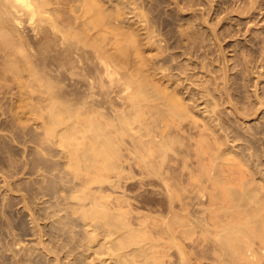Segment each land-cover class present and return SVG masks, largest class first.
Here are the masks:
<instances>
[{
    "label": "rangeland",
    "instance_id": "obj_1",
    "mask_svg": "<svg viewBox=\"0 0 264 264\" xmlns=\"http://www.w3.org/2000/svg\"><path fill=\"white\" fill-rule=\"evenodd\" d=\"M81 1L82 0H51L49 6L53 9L55 22L60 28H65V31L66 28L72 30L73 32H70L72 34L74 33L73 35L80 30L76 33L77 36L80 35L83 40L87 39V41L90 40L92 42L89 38L95 33L92 32L93 28H91V25L93 21L90 20L96 18V14L99 13L100 15L101 12L100 16L102 17L105 16L110 19L117 18L115 29L109 26V28L103 27L106 29L101 30L102 33H107H104L105 36H101L102 38H106H103V41H106V43L104 42L105 45L116 50L124 49L125 47V52L127 51V53H129L131 51L133 55L135 52V45L132 42V38H135L133 37L135 32L137 33L135 34L136 38L140 35V39H138L141 41L138 42H143V45L140 43L141 45L137 47L140 48L141 46L143 51L141 50V54L138 52V48L136 49L137 53L135 52L134 54H138L137 56H140L139 58H142V60L146 57L143 62L141 60V66L145 69L144 67L147 65L146 68L149 67L154 70V68L158 69L157 66L159 65L158 72H163L162 74L164 75L167 74V79L165 77L166 81L163 80V84L166 82L165 85L169 86V89L170 87L177 86L178 88H175L178 90L180 96L183 91L182 96L184 94L187 103L189 102L187 97H189L191 101L189 102L190 104H188L190 107L192 106L191 109L196 115L192 114L194 117L198 115L196 119L193 117L196 120L193 119L196 125L199 124L197 122L202 124L204 117L208 118L211 116L210 118L212 119L214 115L212 116L211 113L213 112L209 111L214 107L213 103L215 101V103L218 104V106L216 105L215 107H222L220 111L217 108L214 109L218 110L221 117H223L222 126L225 127L224 130L226 129L225 131L227 134L223 131V127L221 128L222 130H219L217 125L216 128L220 131L218 132L219 135L223 131L220 137L222 140L218 138V134L216 136L217 130H214V132L211 130L212 134L214 133V138L211 137V139H209L211 142L217 140L216 137L219 139L217 140L218 142L221 140V144L223 143L224 145H221L220 142L219 144L217 142V144L219 148L223 146L222 149L220 148L222 152H220L221 150L218 148L217 144H215V141L212 143L207 142V139L210 138L209 135L211 136V131L205 130L204 132L203 130L204 133L210 131V134H206L208 137L204 135L205 138L201 135L203 132L198 128L201 126L197 125L198 127H194V130H198L196 131L198 133L193 130H187L188 133H186L187 131L184 132V134H189L191 137L192 135L190 134L194 135L196 133L194 136L198 134L196 139L192 141L190 140L191 137L186 138L188 135H182L183 137L185 136L183 139L190 143L189 145H199L198 147H194L196 148L195 150L186 143V145L191 148L187 146L186 150H194L193 153L191 151L193 155L189 153L184 157L186 162L195 163L194 165L197 169L199 165L195 162L197 160V158H195V151L201 153L199 149L202 148L203 150L205 144L208 143L206 147H204V149H206L203 150V152L211 151L215 145L218 149L214 147V152L220 150L221 156L219 155V158L214 161L210 160V162L207 159L204 161L206 163V165H204L206 168L210 165H215L216 168H219H217V173L215 175V186L220 191L225 190L230 179H235L236 181L240 179V173L242 176L246 175V178H250L248 173L252 171V167H258L254 164L255 162L258 164L260 161H263L261 173L264 177V0H84L86 4L84 1H82L81 4ZM94 5H96V7H94ZM97 7L99 9H97ZM93 8L97 9L98 13L96 12L97 10ZM93 10L96 12L95 15ZM106 14L109 16H106ZM79 15L80 18L83 16V20L85 18L83 21L85 23L83 25L84 27L81 25L82 23L78 22L82 20L78 18ZM88 18L90 20H86ZM145 24L150 25L146 26ZM78 25L81 26L78 27ZM118 27H120L119 31L126 28L125 30L123 29L124 31L122 30L125 34L122 31H120L121 34L118 33ZM88 29L89 31H86ZM112 29L114 30L112 31ZM184 30L188 33H185ZM107 31H109L111 37ZM114 31L117 32H115V35L123 34L121 37L119 35H116V37L123 38L125 42L124 45L127 43V40L130 42L126 44L128 45L127 47L123 44L120 45V43H123L122 39V42L119 41L118 43V39H116L117 43L113 42L115 40L113 39L115 37V35H113ZM80 32L82 35L78 34ZM126 32L130 34L126 35ZM91 33L92 35H89ZM148 33H150V36L147 35ZM124 35L128 39H126ZM144 35L145 37H143ZM51 38H53V36L50 29L46 27L40 31L36 40L41 39L47 42ZM129 38L131 39L129 40ZM4 40L5 39L0 37V54L5 47V45H3ZM146 42H149L148 45ZM109 43L111 44L108 45ZM113 43L117 45L115 46ZM148 46H150V48ZM131 47H134V49ZM146 59L147 62H144ZM148 62L152 66L149 65ZM202 62L203 65H201ZM153 65H155V67ZM204 66L205 68H203ZM164 67L165 69L168 67V70H165ZM222 67L224 69H222ZM160 68L163 69V71ZM157 69H155L156 72H154L157 75L152 72L153 70H149L156 78L158 74L160 76V73H157ZM144 71L146 73V70ZM214 73L215 76H213ZM173 77L178 82H176ZM223 77L225 79H223ZM156 78L154 80L156 84L162 81V78L161 80L159 79V81L156 80ZM224 80L226 84L224 83L223 85ZM170 81L173 83H170ZM191 82L193 83L191 84ZM218 83L220 84L217 85ZM223 86L227 87L226 94L223 92L225 96L220 92ZM22 88H24V92L18 94V86L15 82L10 79H0V264L130 263L133 257L129 253L124 256L123 259L121 258L119 262H116L117 260L115 261L114 245L110 242L111 238H114L115 235H110L105 231L104 213L110 215L114 220L123 218L121 214L123 213L126 215V221L131 225L134 221L138 222L140 218L145 221V217L148 216L149 218L151 214L155 216V212L165 210L164 197L156 192H151L148 184L149 177L145 174L143 176V172H140L141 170H139L140 168L138 169L137 166L132 167L131 170L128 169L123 173V175L125 174L124 176L116 180L112 177H105L101 173V170H104V164H95L90 167L82 163L72 165L62 164L61 160H58L60 158L57 157L59 156V148L57 149L58 146L55 145H51L49 147L50 149L47 146L45 152L47 155L45 154L46 156H42L38 146H36V140L39 134L38 123L40 122L36 107L42 102L38 100L36 92L33 91L29 85ZM207 90L209 93L206 92ZM186 91H190V94ZM201 92H203V94ZM192 93L194 96H192ZM221 94L225 98L221 97ZM227 94L228 96H233V98L230 99L234 104L230 106V100L228 102ZM211 95L213 99L210 98ZM217 96L218 98H214ZM190 97H192V99ZM222 99L227 101L224 103ZM149 102L151 103V101ZM208 103L211 106H209ZM234 105L236 108L238 107V112H236L240 117H237L236 112V117L234 113L232 114L234 111L233 107H235ZM146 106H148V104ZM206 108L208 110L210 108V110L208 111ZM143 110L145 111V108ZM143 114L144 116L146 115L145 113ZM227 115H230V117L227 118ZM224 116H226V118ZM102 119L101 117V120ZM226 119L232 121L227 122ZM105 121L106 120H104V122ZM223 124H225V126ZM228 125H231L229 126L231 128L235 127V131L239 130L244 135H239V131H236L238 135L236 136L233 133V136H231L232 133H230V131L234 130H231ZM226 136H229V139H231V137L233 139L235 138V140H228V143V137L226 138ZM212 138L214 140H212ZM187 139H189V141ZM245 139H247L248 142ZM195 140L197 143H195ZM185 141H183L181 145L173 142L170 143V148L167 152L168 157L171 158L176 151L184 149L186 147ZM209 144L212 145L210 149L208 148L210 146ZM229 144H233L235 148L232 147V145L229 146L230 148L227 147ZM200 145L201 148H199ZM239 145L242 146V148L239 147ZM224 146L225 148L227 147V150H223ZM121 151L124 152L123 147ZM125 151L127 152V150ZM231 151L234 152L232 153ZM236 151L241 152L238 153ZM202 154H200V156L206 157L208 155L206 152ZM254 154L258 155L255 156ZM44 156L45 158H43ZM256 157H258L260 161H257L258 159H255ZM39 158L43 159L40 160ZM52 158H54V160ZM232 159L236 161V166H234L236 170L234 172H230V168H228L230 165H226V163L232 161ZM170 163L178 169L182 167V163L180 162L170 161ZM185 170L186 169H183L184 172ZM256 182L260 181L258 180ZM176 211L178 210L176 209ZM145 214L147 216H144ZM136 216L144 217L137 219ZM154 216L152 217L154 221L151 220V222L149 221L150 223H148L151 226L153 222H156L157 225L153 224L154 226L152 227L157 228L160 217L156 215L157 218L159 217L157 219L156 217L154 218ZM188 222L189 231L182 234L181 238L178 239L179 244L183 247L182 249L186 254V264L238 263L237 261L230 263L225 258L226 255L223 250L226 249L227 251L228 248L226 247L228 246L225 243L224 249L222 247L224 241L223 234L219 236V238H221V236L223 238L215 242L211 240V238L209 239L212 233L215 232H210L211 234L209 233L210 236L207 239L206 237L208 235L205 233L207 231L203 230V232L200 226L192 224L189 220ZM186 234H188L189 237L185 238ZM212 236H214V234ZM132 238L133 234H126L124 237L118 236L116 240L118 243L124 245L131 243L133 241ZM212 238L215 239L216 237ZM220 241H222V243ZM216 246H219V248ZM125 249L129 251V246ZM172 249L174 250V248ZM220 251L221 253L223 252L225 256L219 255L221 254ZM220 257L221 259H219ZM171 262L173 264H181L175 257H173V259L171 258Z\"/></svg>",
    "mask_w": 264,
    "mask_h": 264
},
{
    "label": "bare ground",
    "instance_id": "obj_2",
    "mask_svg": "<svg viewBox=\"0 0 264 264\" xmlns=\"http://www.w3.org/2000/svg\"><path fill=\"white\" fill-rule=\"evenodd\" d=\"M85 2L86 1H84V3ZM50 4L51 0H0V37L5 39L3 42L5 47L0 54V79H10L15 82L18 86V94L24 92V88L22 87H27L29 85L32 90L36 92L38 100L42 102L36 107V111H38L37 116L40 121L38 123L39 134L36 140V146H38L42 156L45 154L47 155V153H45L47 146L49 148L51 145H55L58 146L57 149L59 148V156L57 157L60 158L58 160H61L62 164L72 165L82 163L87 167L95 164H104V170L102 169L101 173L105 177H112L116 180H119L124 176L125 174L123 175V173L125 171L128 169L131 170L132 167L137 166L138 169L140 168V172H143V176L145 174L149 177L148 184L151 192H156L164 197L162 198L165 200V210H157L158 212H155L156 215L160 217H158V221L160 222H158V227L156 226L157 228L152 227L154 226L153 224L157 225L156 222H153L151 226L149 224L151 220L154 221L152 218L154 214L153 216L152 214H148L150 215L149 218L145 214L144 216H147L145 217L146 219H144L145 221L140 218H143L144 216H136L137 219L140 218L139 220L141 221H134L135 223L133 222V224L130 225L126 221V215L123 213H121L123 218L117 220H114L110 215L104 213L103 219L106 225L105 231L110 235H115L110 241L111 244L114 245V255L116 256L115 261L117 260L116 262H119L121 258L123 259V257L129 253L133 258L131 262L129 261L130 263L127 264H173L171 262V258L173 259V257L179 260V263L186 264V254L182 249L183 247L179 244L178 239L181 238L182 234L189 231V220L192 224L200 226L202 231H207L205 232L208 235L206 237L207 239L210 236V232H215L212 233L214 236L211 235L209 237V239L211 238V240L215 242L216 240H221L223 237L221 236V238H219V236L223 234L225 242H220L223 244V249L225 243L227 244L228 247L226 248L228 249L227 251L226 249L223 250V252L225 251L226 256L223 252L221 253V251V254L219 255H224L230 263L237 261V264H264V177L261 173V165L263 161H260L258 158L259 156L261 157V155L259 154V156L255 158L260 162L258 164L256 162L254 163L260 168L253 166L252 171L248 173L250 178H246V175L242 176L240 173V179L237 181L235 179H230L224 191H220L215 186V175L218 167L216 168L215 165H210L211 163L208 168L204 166L206 165L204 162L206 159L210 162V160L214 161L219 158V155L221 156L220 152H222L221 149L223 148V146L222 148L220 146V149L218 144L219 142L221 144L222 138L220 137L223 131L226 132V129L224 130L225 127L222 126L223 117H221L219 112L222 107H215L216 105L218 106V104L215 103V100L217 99L214 100L215 102L213 101L214 107H210L211 110L213 109L212 111L210 108V111L206 108L209 112H213L211 114L212 116L214 115V119L213 117L211 119V116L208 118L204 117V119L202 118V124L197 122L199 123L197 125L201 126L198 127L195 124V119L198 115L194 117L196 114L193 113L191 109L192 106L190 107L189 105V102L191 101L189 97H187L189 100L188 104L187 101H185L184 94L182 96L183 91L180 96L178 90L175 88L177 86H173L174 88L170 87L169 89V86L165 85L166 82L163 84V80H165L167 74L165 73L166 75H164L162 74L163 72H158L159 65L157 66L158 69L154 68L155 65H153L154 70L157 69V73H160V76L158 74L159 78L157 76L158 79L154 77L157 75L154 73L156 70L154 71L151 68L152 71L149 67V69L146 68L147 65L144 67L145 69L141 66V63L146 57L142 60V58H139L140 56H137L138 54H134L135 52L137 53L136 49L139 48L137 46L141 44L143 45V42H138L141 41L139 40L140 35L136 38L135 34L137 33H134L133 37H135L136 40L139 38L137 41L131 36L133 39L132 42L135 45H132L135 49L134 47H131L135 50V52L133 50V55L131 51V53L128 51L130 54L127 53V51L125 52L126 49L124 46L130 42L127 40V43L124 45L125 42L123 38H120L123 36V34L120 35V31L124 28L120 31V27L117 28V31L120 34L116 35H119L120 39L116 37V31H114L113 35H115V37L113 39L115 40H111L116 42V39H118L117 41L119 43V41L122 42V39L123 43H120V45L123 44L124 49L116 50L112 49V47L109 48L110 46L107 47V45H105L106 41H103V38L105 37H101L105 36L104 33L106 32L102 33L101 30L109 28V26H111V28L114 27L115 29L117 18L110 19L105 16H100L101 10L99 11V15L97 10L99 8L97 7V9L93 8L94 10H97L96 12L98 13L95 15L96 12L93 10L96 18H93V20H90L89 18L86 19L93 21V24L91 25L92 27H90L93 28L92 32L95 33L93 35L92 33L89 34L92 35L91 37L89 36L90 38L88 37L92 42L90 40H88V42L87 39L83 40L80 35H78L79 37L77 36L76 33L80 31L79 29V31L73 35L74 33L72 34L70 32L72 30L66 28L65 31V28H60L55 22L54 12L49 6ZM94 7H96V5H94ZM106 16L109 15L106 14ZM82 17L80 18V15L78 16L79 19H82ZM118 18L121 19L120 17ZM84 20L82 19L78 22L82 23L81 25L83 26L85 24L83 22ZM81 25H78V27ZM46 27L50 29L53 38L47 42H44L41 39L36 40L40 31ZM68 28L71 29L70 27ZM114 29H112V31ZM86 31H89V29ZM81 32L78 34H81ZM107 32L109 33V31ZM185 33L188 32L185 31ZM127 34L129 35L130 33L126 32V35ZM147 35L150 36V33ZM109 36L111 37L110 33ZM143 37H145V35ZM131 38H129V40ZM126 39L128 38L126 37ZM146 40L148 41L147 37ZM110 44L111 43L108 45ZM113 45L115 44L113 43ZM127 46L128 45H126V47ZM150 46L148 47L150 48ZM139 49L138 52L142 54L141 46ZM150 57L152 58V56ZM147 59L144 62H147ZM203 62L201 65H203ZM203 68H205V66ZM166 69L168 70V67H166ZM222 69L224 68L222 67ZM144 70H146V73ZM149 70L155 75L153 76L152 72ZM161 70L163 71V69ZM213 76H215V73ZM155 78L158 81L162 78V81H159L160 85L159 82H157V84L155 83ZM223 79L225 78L223 77ZM213 80L215 81L214 78ZM170 83L173 82L170 81ZM192 83L193 82H191V84ZM224 83L226 84L225 80L223 85ZM219 84L220 83L217 85ZM226 88L227 87L223 86L221 88L222 91L220 92L226 94ZM228 91L231 90L229 89ZM206 92L209 93L208 90ZM201 93L203 94V92ZM223 95L221 97L225 96ZM192 96H194V94ZM226 96L228 97V102L230 100V104L227 102L229 106L234 104L231 101L233 96H228V94ZM212 97L213 96L211 95L210 98ZM190 98L192 99V97ZM214 98H218V96ZM149 101H151V103ZM147 104L148 106H146ZM209 106L211 105L209 104ZM142 108H145V111ZM214 108L219 109V111ZM237 108L235 106L233 107L234 111L231 110L235 117L238 112ZM143 113L146 115L144 116ZM230 115H227V118H229ZM238 116L237 113V117ZM101 117L103 118V121L101 120ZM224 117L226 118V116ZM104 120L106 121L104 122ZM228 121L229 120H227V122ZM223 125L225 126V124ZM216 126L219 130L223 127V131L220 135L218 133L220 131L217 130ZM229 126L231 125H228V127ZM194 127L200 128L199 130L201 132H203V130L204 132L205 130H212L213 132L214 130H217L216 136L218 134V138L221 139L219 142L217 141L219 140L217 137V140H214V133L212 134L211 131V136L209 135L210 138L207 139V142H211L209 139L213 137L212 140L216 142L215 144L218 142L217 146L221 151L219 150V152L216 150L214 152L213 149L217 148L214 144L215 148H211V151H204L208 154L204 157L202 156V153H204L203 150L206 149H204V147H206V144L208 143H206L204 147L202 146L203 150L200 145L199 148L201 149L199 150H201V153H199L202 155L200 156V154L195 151V158H197L195 162L199 165L197 169L194 165L195 163H188L184 160V157L191 153L192 150H186L190 143L183 139L185 136H182L188 135L186 138L191 137L189 134H184V132L187 130H193L194 132L198 131L194 130ZM234 128L232 127L231 130H234ZM188 131L186 133H188ZM234 131H230V133H232L231 136H233V133L236 136L242 134L239 130L238 134H236L237 130ZM209 132L204 134L201 133V135L206 136ZM190 135L195 137H191L192 139L190 138L192 141L198 136V134L196 136L193 134ZM227 137V141H232V137L231 139H229V136H226V138ZM187 140L189 141V139ZM234 140L235 138L233 141ZM183 141H185V145L186 143H188V145H186L184 149L176 151L171 158L168 157L167 152L170 148V143L173 142L181 145ZM195 143H197V141ZM209 145L208 148L210 149L212 145ZM221 145L224 144L222 143ZM231 145L234 147L233 144ZM231 145L229 144L227 147ZM240 145L239 147L242 148ZM189 146L194 148L197 144L195 146L194 144ZM189 146L188 148H190ZM122 147L124 148V152L121 151ZM226 148L224 146L223 150H227ZM194 149L196 150V148ZM125 150H127V152ZM192 153L190 155H193ZM254 155L257 156L258 154ZM45 156L43 158H45ZM52 159L54 160V158ZM170 161L180 162L182 163V167L178 169L174 167ZM226 165H230L228 167L230 168V172L236 170L234 169V166H236L235 160L232 159V161L227 162ZM183 169H186L185 172ZM258 180L260 182H256ZM176 209L178 211H176ZM156 215L154 218H157ZM126 234H133V241L124 245L118 243L116 238L118 236L124 237ZM187 237H189L188 234H186L185 238ZM212 237L216 238L213 239ZM128 246L129 251L128 249H125ZM216 247L219 248V246ZM172 248H174V250ZM219 259H221V257Z\"/></svg>",
    "mask_w": 264,
    "mask_h": 264
}]
</instances>
